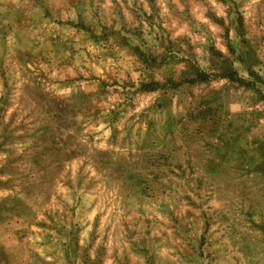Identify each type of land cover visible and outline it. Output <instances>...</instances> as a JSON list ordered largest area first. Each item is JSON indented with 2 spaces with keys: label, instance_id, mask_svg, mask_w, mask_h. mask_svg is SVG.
Wrapping results in <instances>:
<instances>
[{
  "label": "rangeland",
  "instance_id": "374dc122",
  "mask_svg": "<svg viewBox=\"0 0 264 264\" xmlns=\"http://www.w3.org/2000/svg\"><path fill=\"white\" fill-rule=\"evenodd\" d=\"M0 264H264V0H0Z\"/></svg>",
  "mask_w": 264,
  "mask_h": 264
}]
</instances>
